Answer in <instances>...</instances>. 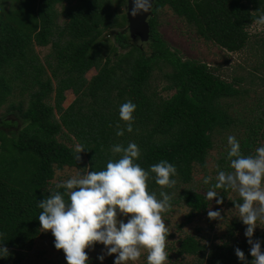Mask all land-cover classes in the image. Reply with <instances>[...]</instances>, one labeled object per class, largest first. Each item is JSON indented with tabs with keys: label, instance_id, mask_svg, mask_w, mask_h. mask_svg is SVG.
<instances>
[{
	"label": "trees",
	"instance_id": "trees-1",
	"mask_svg": "<svg viewBox=\"0 0 264 264\" xmlns=\"http://www.w3.org/2000/svg\"><path fill=\"white\" fill-rule=\"evenodd\" d=\"M7 2L0 0V108L5 105L6 112L0 117V242L8 254L0 264H21V249L39 238L38 201L64 191L52 181L57 169L98 171L122 155L113 153L112 145L135 141L143 168L161 159L177 168L174 186L159 185L152 173L148 188L158 197L163 188L172 205L184 201L193 215L209 205L191 183L197 165L206 169L215 136L235 135L244 155L254 154L264 138V90L253 117L234 115L231 103L250 91L242 86L243 76L229 80L206 62L183 59L158 29L167 6L206 41L241 51L251 40L248 28L264 14V0H156L149 19L151 52L131 44L126 31H118L115 42L108 36L110 29L128 26L127 0H14L10 7ZM36 45H51L45 60ZM260 45L264 52V42ZM92 68L97 72L88 78ZM157 70L165 81L161 90L153 82ZM67 90L75 98L64 106ZM127 100L137 105L131 132L119 116ZM118 126L124 135H117ZM228 150L220 162L229 166ZM219 189L225 196L227 189ZM237 228L234 221L222 244L183 237L177 249L181 264H250L249 239L238 240ZM257 237L264 247L263 237ZM237 246L246 260L236 255Z\"/></svg>",
	"mask_w": 264,
	"mask_h": 264
},
{
	"label": "clouds",
	"instance_id": "clouds-1",
	"mask_svg": "<svg viewBox=\"0 0 264 264\" xmlns=\"http://www.w3.org/2000/svg\"><path fill=\"white\" fill-rule=\"evenodd\" d=\"M131 14L137 15L153 8V0H132ZM264 23V14L258 17ZM137 105L127 100L120 105L119 116L127 121L126 128L133 130L134 112ZM119 125V121L117 122ZM125 129L117 127V135H124ZM228 157L232 171L220 170L215 183L210 184L205 195L217 204L223 197L217 188H232L238 191L242 201H235L239 217L246 224L245 236L249 238L250 253L254 259L250 264H264V247L260 239L253 238L258 219L264 218V144L255 148L254 154L244 155L235 135L227 137ZM113 153H122L118 159H109L100 170L80 172L56 185L57 189L38 201L42 209L39 221L43 230H51L57 249H63L68 264H90L85 250L101 242L108 255L117 254L114 264H128L141 257L147 249L148 264H165L169 258L166 250L168 226L162 213L171 206V194L163 188L159 197L148 188L149 177L155 173L156 183L172 187L176 166L166 159L145 169L138 162L140 147L135 141L127 146L112 145ZM212 176H205L209 184ZM67 196V199L65 198ZM126 216L127 221L121 218ZM210 218L221 217L219 209H209ZM222 218V217H221ZM241 261L245 252L239 246L235 249ZM7 247L0 242V257L7 256ZM98 259L103 261L102 252Z\"/></svg>",
	"mask_w": 264,
	"mask_h": 264
},
{
	"label": "rangeland",
	"instance_id": "rangeland-1",
	"mask_svg": "<svg viewBox=\"0 0 264 264\" xmlns=\"http://www.w3.org/2000/svg\"><path fill=\"white\" fill-rule=\"evenodd\" d=\"M12 1L14 2V0H8V7L11 6ZM62 7V4L57 5L58 10H62ZM124 8L127 11V2ZM64 20L65 17L61 15L60 22L63 23ZM158 21V29L162 37L166 40L171 50L176 51L183 59H197L206 62L218 74L229 80H232L234 76H243L242 86L250 89L249 94L245 99H236L231 103V110L234 112V115L240 114L249 118L257 113L258 110L256 109L255 103H257L260 97L259 93H263L264 90V82L261 79L264 76V66H260L264 61V52L260 45L264 42V23L257 20L248 28L251 34V40L246 48L241 51L229 52L215 42L206 41L198 35L194 28L177 16L170 7L166 6L161 11ZM118 31H126L130 36L131 44L139 45L144 50L151 52L152 49L148 47V41L152 40L150 34L147 40L141 41L138 37L131 35L128 26L124 29L113 28L108 31V36L114 42L115 34ZM35 48L43 60H45L46 56L48 57L52 50L51 45H36ZM126 50L125 48H120L121 52H125ZM256 66L259 67V70H256ZM164 68L168 71L170 70L169 66ZM96 72V69H90L87 72V77L91 78ZM163 79V72L157 70L154 74L153 82L159 90L162 89L165 83ZM172 92H164V94L170 95ZM66 95L67 99L64 102V106L69 105L75 98L71 90H67ZM5 114V105H3L0 108V117ZM229 135L230 133L227 132L215 136V147L208 156L206 169H202L199 165L196 166L194 180L191 186L200 192L205 193L210 184L215 183L218 171L225 170L227 172L233 170L231 165L228 166V164H222L220 162L222 152L227 151L230 147L227 140ZM260 144H264V138L260 140ZM76 146H79L78 143H76ZM83 171L87 170L66 166L63 169L56 170L55 177L52 181L54 184H57ZM209 175L213 179L209 184H205L203 182L204 177ZM216 191L221 193L222 190L217 188ZM224 195H221L223 197L222 204H217L215 202L216 198H213V200L208 199L209 205L207 209L202 212H196L193 215H190L192 212L191 208L184 201L173 204L166 212L162 213V218L168 226L166 250L169 253V258L165 264H181L183 262L184 257H179L177 249L180 240L188 234L196 236L201 242L208 245L212 243L222 244L228 239L230 225L234 221H237L240 224V228L236 229L235 237L238 240L249 239L245 236L247 226L239 217V209L235 208V201H242V197L238 191L232 188H227ZM210 208L219 209L222 218H210L208 216ZM121 218L127 221L126 216L122 215ZM257 223L258 225L254 230L253 237L262 236L264 239V218L258 219ZM54 240L55 237L51 230L42 229L39 238L32 248L26 250L21 249V251H25L21 264H68L63 249H57ZM85 250L89 253L90 264H114V257L117 255L115 253L108 255L105 245L101 242ZM102 252L105 255L103 261L98 259L99 254ZM185 258L188 261L195 260L191 255H187ZM128 264H148L147 249L143 250L140 258L136 261H129Z\"/></svg>",
	"mask_w": 264,
	"mask_h": 264
},
{
	"label": "water",
	"instance_id": "water-1",
	"mask_svg": "<svg viewBox=\"0 0 264 264\" xmlns=\"http://www.w3.org/2000/svg\"><path fill=\"white\" fill-rule=\"evenodd\" d=\"M156 0H153V8L155 7ZM132 0H127V18L128 28L134 37H138L141 41L147 40L151 31L150 17L153 14V8L147 12L141 10L137 15L131 14Z\"/></svg>",
	"mask_w": 264,
	"mask_h": 264
}]
</instances>
